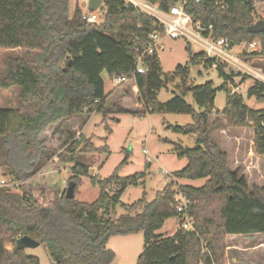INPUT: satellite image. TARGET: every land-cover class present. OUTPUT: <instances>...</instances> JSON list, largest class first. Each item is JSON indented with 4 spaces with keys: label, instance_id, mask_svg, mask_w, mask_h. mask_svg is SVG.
Instances as JSON below:
<instances>
[{
    "label": "trees",
    "instance_id": "trees-1",
    "mask_svg": "<svg viewBox=\"0 0 264 264\" xmlns=\"http://www.w3.org/2000/svg\"><path fill=\"white\" fill-rule=\"evenodd\" d=\"M102 1L103 20L88 24L80 9L70 12V0H0V50L32 53L30 61L14 57L4 64L0 89L16 88L18 96L15 108H0V168L3 175L26 181L49 161L54 166L74 164L68 184L75 186L73 200L65 199V190L52 201L44 192L37 198L27 190L0 189V264H39L37 258L15 248L22 237L44 246L53 264H111L115 255L106 247L109 238L140 232L143 248L136 264H264V189H249L244 175L229 169L227 154L210 138L209 119L217 115L212 83L189 84L188 66H177L172 77L165 76L158 57L151 56L145 61V73L136 75L133 82L139 110L107 106L109 95L104 93L101 74L130 75L156 22L122 0ZM145 1L167 11L178 0ZM253 11L252 0H201L197 4L189 0L185 5L192 21L204 29L203 36L210 33L214 39H226L230 48L257 40L262 52L251 56L264 59V31L247 32L253 25ZM186 52L189 64L215 66L224 82L231 80L204 53L193 55L189 45ZM259 69L264 75V67ZM172 78L181 82L180 95L158 102V94ZM218 89H224V84ZM122 90L129 94L128 89ZM187 93L197 110L184 101ZM247 94L264 101V85L255 80ZM94 112L104 117L110 113L190 116L192 124L173 128L177 134L196 136L195 148L174 149L178 159L187 160L174 178L205 180L204 184L177 187L172 182L141 213L113 221L110 209L119 203L126 187L141 179L140 175L120 178L114 172L102 181L90 179L98 187L93 203L76 202L80 178L87 176L77 154L107 155L108 148H94L89 139L73 141L68 136L65 140L63 129L69 120L88 118ZM218 115L231 128L253 126L255 152L264 156V112L249 111L240 96L228 91L225 108ZM177 192L191 203L193 231L183 230L180 222L172 236H157L166 220L179 218L174 210ZM6 246H12L10 253Z\"/></svg>",
    "mask_w": 264,
    "mask_h": 264
},
{
    "label": "rangeland",
    "instance_id": "rangeland-1",
    "mask_svg": "<svg viewBox=\"0 0 264 264\" xmlns=\"http://www.w3.org/2000/svg\"><path fill=\"white\" fill-rule=\"evenodd\" d=\"M252 1L254 4L253 25L259 21L264 22V0ZM87 2L88 0H70V12L72 13L75 8H78L83 15H86L88 13ZM94 14L97 21L101 22L104 14L103 5ZM255 41L259 43V41ZM187 45L190 46L193 55L204 53L202 46L184 38L164 42L163 51L157 55L163 75L172 77L177 66H188L189 84L200 86L212 83L213 89L216 90L213 108L217 115L213 114L209 119L210 138L221 151L227 154L229 169L231 171L238 170L240 175H244L249 189L254 186L264 189V156H258L255 152L253 126L231 128L227 126L226 120L218 115L225 108L228 91L231 93L233 91L240 96L249 111L264 112V101H259L254 96L247 94L248 89L254 86L257 79L251 74L232 69L228 64H220L222 72L231 77V80L224 82L215 66L204 68L202 63L189 64ZM262 49L259 43L253 52L243 51L240 47L235 46L229 53L233 56L239 55L240 60L251 71L264 76L259 69L264 67V59L261 56H251L254 53H261ZM14 57L30 61L32 53L29 54L24 50H0V80L3 78L5 62ZM101 79L104 84V93L109 95L108 107L117 104L132 111L139 110L137 104L134 103L137 91L132 92V90L131 93L129 91V94H125L122 90L130 88L131 84L113 87L110 76L106 72L101 74ZM222 84H224V89H218ZM262 84L264 85V83ZM180 85L181 82L178 78H172V81L165 85L158 94V102L166 103L174 95H180L183 89ZM17 96L16 88L0 89V108H15ZM183 99L196 109L190 93H187ZM190 124H192L191 117L185 115L110 113L104 117L101 113L96 112L88 118L81 116L66 122L63 129L65 140L68 136L74 138L73 141H78L79 138L89 139L94 148H103L104 146L108 148L107 155L92 152L84 155L77 154L79 155L77 162L87 169V176L80 178L81 183L75 193V201L86 204L93 203L98 196V187L93 186L90 179L102 181L114 172L120 178L140 175L141 179L135 185L126 187L119 203L110 209L109 218L113 221L123 215L133 216L141 213L144 205L152 202L155 194L172 182L177 187L181 185L201 187L205 180L189 181L174 178V174L182 171L187 165L186 159L177 158L174 149L177 146L183 149L195 148L196 136L177 134L173 128ZM63 151L64 149L61 150L62 153ZM126 157L125 163L121 164ZM73 166L74 164L54 166L49 161L40 168L35 176L26 180L25 184L13 193L27 190L38 198L39 194L44 192L43 196L52 201L56 195H61L67 189ZM262 196L264 198V192ZM140 200L142 203L131 207ZM180 222L181 219L178 217L166 220L156 235L172 236L179 228ZM230 242L226 240L227 245H230ZM106 247L115 255L111 264H136L143 248V234L140 232L128 236H113L109 238ZM6 250L10 253L12 246H6ZM25 253L37 258L39 264H53L42 245L35 249H26Z\"/></svg>",
    "mask_w": 264,
    "mask_h": 264
},
{
    "label": "built area",
    "instance_id": "built-area-1",
    "mask_svg": "<svg viewBox=\"0 0 264 264\" xmlns=\"http://www.w3.org/2000/svg\"><path fill=\"white\" fill-rule=\"evenodd\" d=\"M124 5L132 6L134 9L147 15L156 22V28L149 34L147 44L136 58L135 69L128 76L112 75L110 76L113 87H118L128 83H133L136 75H142L146 71L145 61L151 56H157L164 49L166 40H177L179 38L187 39L202 46L206 59H212L216 64H228L232 69L251 74L255 79L264 83V76L251 71L240 60L239 55L233 56L229 53L232 49L226 39H214L209 33L203 36L204 29L199 23L193 22L190 16L185 12V5L189 0H178L167 11H162L158 5H151L145 0H122ZM199 3L201 0H190ZM83 20L88 24L97 23V17L94 13L83 15ZM211 31V26H208ZM258 42L253 41L249 44L241 43L243 51L253 52L256 50ZM232 93H235L232 91ZM26 181H17L14 176L3 175L0 169V189L7 190L11 193L25 184ZM174 210L181 219V228L185 231H193L192 219L189 216L188 209L191 203L179 192L174 196Z\"/></svg>",
    "mask_w": 264,
    "mask_h": 264
},
{
    "label": "water",
    "instance_id": "water-1",
    "mask_svg": "<svg viewBox=\"0 0 264 264\" xmlns=\"http://www.w3.org/2000/svg\"><path fill=\"white\" fill-rule=\"evenodd\" d=\"M102 0H88L87 2V11L89 13H94L99 10L102 6ZM264 31V22L259 21L252 25L251 27L247 28V32L252 35L260 34ZM264 98V94H263ZM74 184L69 183L67 189L65 191V199L66 200H73L74 198ZM40 244L29 237H22L18 239L15 243V248L17 250H26V249H35L39 247Z\"/></svg>",
    "mask_w": 264,
    "mask_h": 264
},
{
    "label": "crops",
    "instance_id": "crops-1",
    "mask_svg": "<svg viewBox=\"0 0 264 264\" xmlns=\"http://www.w3.org/2000/svg\"><path fill=\"white\" fill-rule=\"evenodd\" d=\"M129 84H131L130 86V88H128V90L131 92L132 90H133V87H134V85H133V83H129ZM17 90V92H18V89H16ZM132 92H134V91H132ZM134 94V93H133Z\"/></svg>",
    "mask_w": 264,
    "mask_h": 264
}]
</instances>
